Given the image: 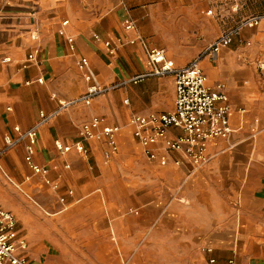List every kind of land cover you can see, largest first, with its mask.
<instances>
[{
    "label": "crops",
    "instance_id": "0c3cea01",
    "mask_svg": "<svg viewBox=\"0 0 264 264\" xmlns=\"http://www.w3.org/2000/svg\"><path fill=\"white\" fill-rule=\"evenodd\" d=\"M260 16L264 0H0V148L37 127L32 159L48 170L35 175L25 162L28 140L0 157L15 193L0 206L15 216L29 264H264V18L200 62L211 86L224 85L233 131L209 146L207 164L177 166L162 140L151 160L130 125L175 109L174 79L147 76V48L184 68ZM82 59L116 88L60 109L88 90ZM94 118L120 129L109 159L107 138L79 137Z\"/></svg>",
    "mask_w": 264,
    "mask_h": 264
},
{
    "label": "built area",
    "instance_id": "2783aa9c",
    "mask_svg": "<svg viewBox=\"0 0 264 264\" xmlns=\"http://www.w3.org/2000/svg\"><path fill=\"white\" fill-rule=\"evenodd\" d=\"M264 16L253 17L243 21L237 29H234L217 39L203 54L195 58L192 63L184 68H177L172 61L166 58V52L162 49L147 48V66L150 77H172L175 83L176 100L175 109L167 114H152L149 116H132L130 125L134 129V137L145 149L147 156L153 160L157 154L151 149L153 145L162 140V150L166 154H178L180 159L174 161L177 166L189 165L192 169H197L210 161L208 149L211 144L218 139L228 140L233 131L230 126L231 106L225 93L224 85L217 84L211 86L208 78L204 74L200 62L208 57L216 60L222 49L228 47L233 39L238 35L239 30L245 26H256ZM67 22L64 23L66 25ZM134 29L133 24L126 25V30ZM141 41V40H140ZM72 42V40H69ZM122 44L121 40H118ZM132 43H135L133 41ZM110 55L114 54L115 47L111 42L105 43ZM33 60V56H29ZM5 61H8L7 59ZM79 69L84 73V79L88 83V90L84 96L69 103L61 104L60 109L70 107L77 103L90 105L94 98L116 88H103L97 81L95 72L91 69L86 59L80 60ZM140 79V78H138ZM132 80L137 83L139 80ZM41 83L40 80H38ZM128 104V101H125ZM43 122L50 116L42 115ZM170 128L181 130L183 136L172 139L167 137ZM19 132L18 129H16ZM98 131L100 134H98ZM118 127H108L103 125V120L94 118L86 125H83L79 137L81 142L107 138L109 150L105 153L106 159L117 152L116 135L119 133ZM37 127L21 134L17 140L6 138V146L0 148V157L7 150L13 148L17 143L28 140L26 146L25 162L35 175L46 176L48 170L40 168L33 162L34 148L36 145ZM79 145V144H78ZM56 147L63 153L70 151L71 147H66L56 143ZM161 164L166 165L165 156L161 158ZM56 190L57 187L55 186ZM64 203V200L61 199ZM17 220L15 216L0 206V264H29L24 253L28 248L25 240L18 237ZM204 252L211 253L212 249L204 248ZM216 261L212 259L211 264ZM232 264V262H231Z\"/></svg>",
    "mask_w": 264,
    "mask_h": 264
},
{
    "label": "rangeland",
    "instance_id": "374dc122",
    "mask_svg": "<svg viewBox=\"0 0 264 264\" xmlns=\"http://www.w3.org/2000/svg\"><path fill=\"white\" fill-rule=\"evenodd\" d=\"M249 6H250V8H252V2H250ZM2 166H3L4 170L7 173H9V171L5 167L4 163L2 164ZM5 178L0 173V205H2L3 207H7L9 201L13 202V199L15 196L13 189L8 185V183H10L8 181V178H6V179ZM162 259H164V258H162ZM164 260H167V259H164Z\"/></svg>",
    "mask_w": 264,
    "mask_h": 264
}]
</instances>
